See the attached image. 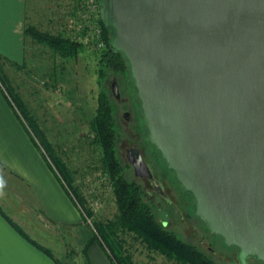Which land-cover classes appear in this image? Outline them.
Masks as SVG:
<instances>
[{"label":"water","instance_id":"water-1","mask_svg":"<svg viewBox=\"0 0 264 264\" xmlns=\"http://www.w3.org/2000/svg\"><path fill=\"white\" fill-rule=\"evenodd\" d=\"M98 2L148 139L209 229L239 247L242 263L264 260V0ZM133 152L136 174L150 175Z\"/></svg>","mask_w":264,"mask_h":264},{"label":"rangeland","instance_id":"rangeland-1","mask_svg":"<svg viewBox=\"0 0 264 264\" xmlns=\"http://www.w3.org/2000/svg\"><path fill=\"white\" fill-rule=\"evenodd\" d=\"M72 4L73 0H28L27 22L36 25L41 30L62 31L73 37L72 25L69 22L71 14H74L76 10H73ZM102 38L104 40V32H102ZM81 43L82 49L77 56L65 58L49 45L35 42L28 36L29 63L27 67L9 69L7 78H5L6 82L2 84L9 96L10 92L6 89L7 87L11 88L12 85L14 90L19 91L36 118L38 127L43 130L45 138L67 161L70 170H74L72 184L77 185L86 195V204L94 210L93 217H86L80 205L76 204L88 228L86 235L90 230L93 237L95 233L93 219L112 218L117 211L110 178L102 172L99 147L91 141L90 120L99 105V95L102 90L107 92L111 102L116 106L114 115L118 134L117 153L125 164L128 175L133 177L126 165L127 146H142L141 148L143 150L145 148L148 156L152 158L154 156L150 155L151 146L144 141L147 128L143 125L142 109L130 69L128 71L125 67L119 71L109 70L106 75H102L101 62L96 54L98 50L94 46H88L85 42ZM115 80L118 83L119 95H116L113 90ZM125 111H129V120L124 116ZM135 124L138 126L136 127ZM38 140H40L39 137ZM161 162L162 172H167L165 175L177 192L174 196L173 191L165 186V181H163L166 191L173 196L176 207L172 210L163 203L160 209L153 207L159 221L164 220V225L180 237L196 244L220 264H264L263 259L253 254L246 257V262L238 263L237 247L226 243L221 235L209 231L196 215L193 201L190 205L191 200L184 201L182 198L185 194L182 190L184 187L179 186L169 174L172 170L165 166L162 160ZM51 167L55 171L52 165ZM8 170L0 166V205L2 208L36 239L50 246L58 257L68 262L85 264L82 246L64 242L65 239L75 238L68 235V228L52 224L47 219L44 210L42 212L40 204H35V200L30 195L29 184L22 177L11 174ZM56 174L58 175L57 172ZM64 232H67V235ZM132 234H125L128 240L125 248L137 263L182 264L168 258L163 253L149 250L145 242L139 238H133ZM97 240L101 243V240ZM104 248L109 255L107 248L105 246ZM110 260H112L111 257Z\"/></svg>","mask_w":264,"mask_h":264},{"label":"trees","instance_id":"trees-1","mask_svg":"<svg viewBox=\"0 0 264 264\" xmlns=\"http://www.w3.org/2000/svg\"><path fill=\"white\" fill-rule=\"evenodd\" d=\"M72 6H74L73 10H75L74 2ZM73 15L71 14V17ZM99 22L102 32H104L105 40V46L96 51L97 57L101 62L102 75H106L109 70L115 69L119 71L125 67L129 71L126 56L122 51L116 50L111 45L110 40L113 28L105 25L101 17L99 18ZM25 31L27 36L31 37L35 42L49 45L56 53L65 58L77 56L80 49H82V43L79 40L64 34L62 31L41 30L29 22H26ZM0 79L1 82H6L1 70ZM9 88L10 86L6 89L10 92V96L7 95L29 135L46 160L50 161L49 163L58 173L64 187L71 194L75 203L80 205L79 207L83 210L86 217H93L94 210L86 204V195L82 193L77 185L72 184L74 170H70L67 161L56 152V149L45 138L43 130L38 127L36 118L31 113V109L24 102L25 100H23L20 93L16 92L12 85V89ZM115 110L116 106L111 102L107 92L102 90L99 95V105L90 120L91 141L99 147L102 172L110 178L117 211L112 218L93 219L95 233L92 240L95 238L101 240L114 264H139L134 261L132 254L125 248L128 241L126 235L130 233H133V238H139L145 242L149 250L163 253L176 262H181L182 264H220L209 257L203 249L193 242L180 237L175 231L164 226L157 219L153 206L145 198L140 182L128 175L125 164L117 153L118 134L115 127ZM38 137L40 140H38ZM0 165L3 166L1 163ZM8 172L16 175L11 170H8ZM31 192L30 190V195L35 200ZM35 204L38 205L36 201ZM0 213L21 235L47 253L56 264H76L75 262H68L66 259L58 257L50 246L45 245L30 234L1 205ZM88 244L89 242L82 248L85 255V264H89L86 257Z\"/></svg>","mask_w":264,"mask_h":264},{"label":"crops","instance_id":"crops-1","mask_svg":"<svg viewBox=\"0 0 264 264\" xmlns=\"http://www.w3.org/2000/svg\"><path fill=\"white\" fill-rule=\"evenodd\" d=\"M28 14V0H0V70L5 78L9 69H24L29 63L25 31ZM0 163L29 184L36 203L52 224L68 228V235L75 238L65 239V243L83 248L89 242L86 257L90 264H114L104 246L97 239L91 241L90 230L86 235L88 228L76 203L29 135L2 85ZM67 232L64 233L67 235ZM0 264L56 262L21 235L0 213Z\"/></svg>","mask_w":264,"mask_h":264},{"label":"flooded vegetation","instance_id":"flooded-vegetation-1","mask_svg":"<svg viewBox=\"0 0 264 264\" xmlns=\"http://www.w3.org/2000/svg\"><path fill=\"white\" fill-rule=\"evenodd\" d=\"M113 84H114V82H113ZM118 95H119V93H118ZM126 113H127V115H126ZM124 116L126 117L127 120H129L130 119L129 111H125L124 112ZM135 125H136V127L138 126V124H135ZM143 125H145L144 117H143ZM144 141L147 142L151 146V148H150V153L151 154L150 155L154 156L155 158L154 157L152 158V157L148 156L146 151H145V148H144V150L141 148L142 146L141 147L140 146H127V148H126V158H127L126 165L128 166V169H129L128 171H131V173L133 174V177L136 178L137 181L140 182V184L142 186V189H143V192L145 194L146 200L148 202H150V204L153 207H156V208L160 209V208H162V203H163L164 205H166V207H171L172 210H174L175 207H176V203H175V201L173 199V196L169 192L166 191V189L164 187V184H163V181H165V186H168V188L173 191V195L174 196H176L177 190L171 184V182L167 179V176L165 175V173H167V172L164 171V170H163L164 172H162L163 167H162L161 160L163 161L165 166L169 167V169L172 170L171 171L172 174L171 173H169V174L179 184V186L180 185L182 187H184V186L177 179V177L175 175V171L168 165L166 159L162 155V153L159 150V148L151 140H149L147 136L145 137ZM132 148L133 149L137 148L140 151L142 157L144 158V161L146 162V164H147V166H148V168H149V170L151 172L150 175H147V174H143V175L136 174V167H135V165H134V163L132 161V158L134 157V152L135 151L133 152ZM182 190L185 191V194L182 195V198H184V201L185 200H187V201L191 200L190 205H192V201H193V204H194V207H195V201H194V196H193L192 192L190 190L186 189L185 187L182 188ZM194 209H195V213L198 216V218L209 229V227L207 225V222L204 219H202L200 217V215L196 212V207ZM163 221L164 220L161 221L162 224H163ZM164 226H166V225H164ZM209 231H211V230L209 229ZM218 235H220V234H218ZM222 238H223V236H222ZM233 246H236L237 247V251L239 252V247L237 245H235V244H233ZM254 256H256V255H254ZM238 263H241V260L239 259V257H238Z\"/></svg>","mask_w":264,"mask_h":264},{"label":"built area","instance_id":"built-area-1","mask_svg":"<svg viewBox=\"0 0 264 264\" xmlns=\"http://www.w3.org/2000/svg\"><path fill=\"white\" fill-rule=\"evenodd\" d=\"M75 13L70 18L73 37L96 50L104 47L102 27L99 23L100 12L98 0H73ZM70 29V30H71ZM0 85L3 84L0 79Z\"/></svg>","mask_w":264,"mask_h":264}]
</instances>
